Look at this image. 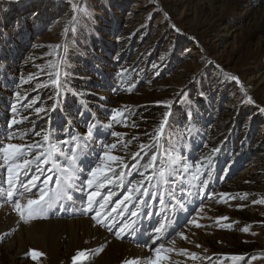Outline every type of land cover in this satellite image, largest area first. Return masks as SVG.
Listing matches in <instances>:
<instances>
[{
    "label": "rangeland",
    "instance_id": "obj_1",
    "mask_svg": "<svg viewBox=\"0 0 264 264\" xmlns=\"http://www.w3.org/2000/svg\"><path fill=\"white\" fill-rule=\"evenodd\" d=\"M76 36L83 46L87 44L83 47L88 50L86 59H96L92 72L112 73L103 88L94 85L97 89L91 91V98L101 101V111L111 116L106 125L88 110L75 108V119L64 109L57 112V93L45 90L51 89L53 69L63 79L72 75L71 79L79 78L92 87L85 68L62 58L69 52L80 56L87 53L78 48L69 50ZM179 37L187 42L181 43ZM177 47H182L180 54L176 52L171 58ZM11 64L20 76L14 83L17 91L12 98L21 103L13 108L6 104L0 111V145L22 146L26 153L22 159L30 162L37 156L42 161L54 145L53 158L62 163L59 151H68L69 145L63 141L70 136L77 135L81 146L85 141L87 146L79 163L83 171L70 181L73 187L68 194L72 198L61 199L47 219L28 223L13 210L15 196L7 197L12 162L0 159V264H74L68 234H63V246L54 252L50 247L56 241H46L39 225L61 221L68 226L71 217H77L68 216L74 209L80 214L77 219L91 221L106 235L124 243L134 230L135 236L147 232L157 237L155 228L164 223L166 230L159 237L163 241L157 245H163L159 258L153 248H147L152 253L138 264H264V0H0L2 85H7L2 76ZM209 65L222 71L232 87L225 95V110L205 140L218 142L215 148L223 146L226 140L220 136L224 127L232 126L240 111L250 106L246 128L252 125L254 114L257 120L251 130L252 140L258 149L248 158L241 155L238 161L225 160L215 167L208 166L200 176L190 177L183 164L191 165L188 171L192 172L197 171V164L205 162L200 147L194 145L196 139L185 141L172 136L170 146L181 158L171 167L163 153L166 146L162 139L171 106ZM59 101L62 104L64 99ZM243 113L247 114L246 110ZM113 144L115 148L105 147ZM105 151L120 157L118 161H106L117 177L111 183L105 181L98 190L95 185L89 189L84 182ZM153 155L156 160L146 169ZM41 166L45 169L41 181L52 176L49 195L62 192L63 186L57 189L55 184V170L47 171L51 165ZM121 171L125 173L124 183L117 186ZM35 175H39L36 163L13 167L15 191H23L20 183H27ZM105 175L112 173L106 171ZM82 183L84 190L80 191ZM130 184L146 190L147 195L134 190L130 201L111 212L128 195ZM92 191L98 194L93 198L94 210L87 211V197ZM32 193H25L21 203L36 199ZM109 194L102 216H107L104 224L111 225L115 220L111 231L93 219ZM133 211L137 216H131ZM129 221H136L134 230H126L122 238H116L114 232ZM100 247L103 251H98ZM100 247L94 248L87 260L75 264H97L108 242ZM58 259L68 261L57 263Z\"/></svg>",
    "mask_w": 264,
    "mask_h": 264
},
{
    "label": "trees",
    "instance_id": "obj_2",
    "mask_svg": "<svg viewBox=\"0 0 264 264\" xmlns=\"http://www.w3.org/2000/svg\"><path fill=\"white\" fill-rule=\"evenodd\" d=\"M178 40L181 43L187 42L185 37H179ZM72 43L73 44H71L69 49L70 51L78 48L87 53H85L84 56H80V54L70 55L69 52V56L66 54L62 58L65 57L64 61L70 60L71 64L75 65V67L82 66V69L85 68L86 75L90 77L91 82L89 83L92 87L88 86V88L87 84H85L84 81L79 80V78L75 77L71 79L72 75H70L69 79H63L62 76L58 75L53 69L51 72L54 78H52L50 82L51 89L46 88L45 90H52V93H57L59 100L62 98L64 99L62 104L60 103L61 101L58 100L59 104L57 112L64 109L67 112V116L75 119V108L80 110V112L88 110L89 115L95 114L99 122L105 123L106 125L111 116L108 117L106 116V112L101 111V101L91 98V91L100 87L103 88L104 83L112 73L105 70H100L99 73L92 72V67L94 66L96 59L93 57L89 60L86 59L88 50H85L84 48H87V44L86 46H83L80 42V38L77 36L72 39ZM181 49L182 47L174 48L171 58L176 57L175 53H179ZM55 67L56 65L53 66V68ZM144 73L145 71L143 72V76ZM2 77H6L7 80L5 84L7 85H2L0 82V111L6 107V104H9V107L13 108L19 106V103H21L12 98L17 91V86L14 85V83L20 79L18 68L13 64L6 66ZM94 85H96L97 88H94ZM231 85L232 83L229 80L224 79L222 71L209 65L207 70H205L204 73L199 74L196 80L187 86L186 89H184V92H182L178 99L173 103L170 109L171 116L169 118V123L162 139L164 146H166L163 153H165V156L170 163H168V167L173 165V160L180 161L181 158V154L170 146L172 136L175 138L182 137L185 141H190V137L195 138L197 143L194 142V145H198L197 147H200L201 153L205 155V162L201 164L199 170L192 172L188 171L190 168L187 170L188 174L186 173V175H189L190 177L200 176L201 173L205 172V169L208 166L212 165V167H215L225 160H230V162L238 161V157L241 155L248 158L252 153H255L258 147L252 140L253 136L251 131L255 128V121L257 120L254 114L251 122L252 125H249L248 131V128H246V117L251 116L250 106H247L245 109L247 114L243 113L245 110H241L238 117L232 121L233 125H226L224 127L223 134L220 136L222 140H226L223 146L215 148L218 142L211 143L210 141L207 142V139L205 140V136L211 131L212 126L215 123V120L220 116L221 111L225 110V95L229 94L228 91L231 89ZM81 131L83 133L85 132L84 127ZM187 133H189V135H187ZM50 145L51 144H49V146ZM53 147L54 145H51L50 148L54 153L55 149Z\"/></svg>",
    "mask_w": 264,
    "mask_h": 264
},
{
    "label": "snow or ice",
    "instance_id": "obj_3",
    "mask_svg": "<svg viewBox=\"0 0 264 264\" xmlns=\"http://www.w3.org/2000/svg\"><path fill=\"white\" fill-rule=\"evenodd\" d=\"M232 79H237L236 77H232ZM18 95V93H17ZM15 111V109H13ZM40 111V109H38ZM261 111H264V109H261ZM119 114V113H117ZM115 118V117H113ZM167 118V114H165V119ZM15 123V121H13ZM164 124H161V129H163ZM87 135L90 137L92 135L91 130L87 133ZM112 135L119 136L120 133H112ZM160 135V132L157 133V136ZM45 140H48V137H44ZM80 138L77 135L70 136L69 140L63 141V143L69 145V149L67 152L65 151H59V156L63 157L64 163L60 162L59 158H53V151H49L45 158L41 161L40 157L37 156L33 161H29L27 159H22L23 156L26 155L22 151V146L20 145H13V144H7V145H0V159H5L12 162V167L8 168V180L7 183L9 185V190H7V197L12 198L15 196V199L13 201V210L19 215L21 220H23L25 223L30 222L33 219H47L48 213L52 211L58 202L61 199H71V195L68 194V191L73 187V185L70 183L73 177L77 176L78 173L82 172L83 169L80 168V157L81 154L84 153V147L87 146V142L85 141L84 146L82 147L80 142ZM115 148L116 145L113 144L111 146H105ZM144 147L143 145L141 146ZM19 152L20 155L17 156L16 153ZM86 155V154H85ZM22 159V163H17L18 160ZM100 160L99 163L95 164L89 171V178L86 179L84 183H86L87 187L89 189H92L95 185L96 189L98 190L100 187L103 186L104 182L111 183L113 180V177H117V173H115L114 169L109 167L106 163V161H118L120 160V157L117 156H110L107 151L103 152L100 157H98ZM156 160V155H153L151 158V161L148 165L145 166L147 169L148 167L152 166V162ZM29 163H36L37 164V172L39 175L33 176L27 183H20V188L23 189V191H15L16 187V180L13 179L12 173H13V167L16 169L22 168ZM173 164H179V160H174L172 162ZM42 164H50L51 166L47 169V171L52 172L55 170V174L57 175V179L55 180V184L57 186V189H61L63 186V191H58L55 195H49V182L52 180V176H45V178L41 181L40 176L44 175L45 169L41 166ZM126 167V165H125ZM191 165L183 164V170L187 171ZM197 170H199L200 165H196ZM112 173L111 176L105 175V172ZM165 172L161 171L160 175L164 176ZM143 175V173H141ZM124 176L125 173L121 171L118 174L119 183L117 186H122L124 183ZM102 177V179H101ZM39 182V184L37 183ZM84 183H82L80 187V191L84 190ZM35 188L36 192L32 193V189ZM139 192L140 195H147L146 190L141 191V188L137 187L136 184H130V186L126 189L128 195L124 197L123 200L116 203V206L111 209V212H115L117 208H120L122 204H124V201H130L132 198L133 191ZM25 193H32V195L36 196V199H28L26 203H21V200L24 198ZM98 194L97 191H92L89 193L87 197V211L94 210V201L93 198ZM111 194L106 196L104 198V202L99 204V210L95 211V216L93 217L94 220H96L97 224H100L103 227L108 228L109 231L112 230L113 227H115V220L111 225L104 224V219L107 218L106 215L102 216V210L105 209V205L108 203L110 199ZM47 197V199H46ZM138 203L143 204V200H139ZM163 203V201H161ZM183 207V205H181ZM127 205H125L124 209L122 211L126 210ZM111 212H108L107 215H110ZM131 216H137V212L133 211L131 212ZM136 221H129L126 223H123L122 226L119 227L117 231L114 232V235L116 238L120 239L122 238V233H124L126 230H134V225ZM194 223V221H193ZM166 230V225L164 223H160L158 227L155 228V232L158 234L157 238L163 235L164 231ZM181 235H183L181 233ZM163 248V245L156 248L157 258H159V253L161 249ZM98 251H103V248L101 247L98 249ZM87 252L88 250H83L78 253L76 257H74V264L77 260H87ZM123 264H138L137 259L132 260H125ZM150 264H154V262H150Z\"/></svg>",
    "mask_w": 264,
    "mask_h": 264
},
{
    "label": "bare ground",
    "instance_id": "obj_4",
    "mask_svg": "<svg viewBox=\"0 0 264 264\" xmlns=\"http://www.w3.org/2000/svg\"><path fill=\"white\" fill-rule=\"evenodd\" d=\"M71 215H77L78 217L80 214H78V211L74 209L73 211L68 212V216L70 217ZM77 217H71L72 220H70L68 226L65 222L61 221H49L39 224L41 230L44 231V234L42 235L46 241L49 242L51 239L56 241L54 245H51V250L54 252L59 251V249L63 246L61 238L63 234L67 233L70 238L69 243L73 251L72 257L70 258L76 257L78 253L83 250H88L87 255H89L94 248L98 246L100 247L101 244L108 242V248H105L106 252L100 257L97 264H123L125 261L124 259H137L139 263L145 260L143 256H148V253H152L147 251V248H153V252H156V248L159 247L157 245H160L161 243L159 242L163 241L161 238H157L147 232L141 233L142 235L135 236L137 231L134 230L132 231L134 237L132 236L128 238L126 243L119 242L106 235L101 231V229L94 226L91 221L85 219L79 220ZM19 235L22 237V232H19ZM65 243L66 242H64V244ZM57 261V263H66L68 260L58 259Z\"/></svg>",
    "mask_w": 264,
    "mask_h": 264
}]
</instances>
